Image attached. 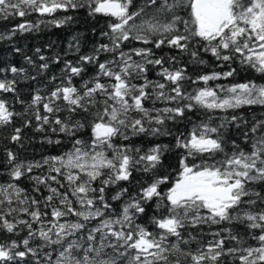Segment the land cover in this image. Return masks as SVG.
<instances>
[{"label": "snow or ice", "instance_id": "obj_1", "mask_svg": "<svg viewBox=\"0 0 264 264\" xmlns=\"http://www.w3.org/2000/svg\"><path fill=\"white\" fill-rule=\"evenodd\" d=\"M132 4L0 0V19L51 17L36 23L25 20L10 33H0V39L41 24L59 28L72 17L59 19L56 13L70 9L86 7L89 15L110 18L103 33L109 44L79 56L76 64L66 61L60 83L47 94L37 89L24 113L0 99V127L10 125L15 116H28L24 127H29L34 117L37 132L50 129L71 145L42 161H18L6 150L8 181L0 183V233L9 234V239L0 242V264H28L29 257L33 264H264V191L250 187L264 185V121H255L243 132L247 149L227 138L230 126L240 128L237 110L264 106V84H210L234 77L237 70L231 64L236 62L264 78V0H143L130 11ZM126 42L133 46L124 50ZM162 47L190 53L199 65L206 63L199 56L203 50L227 70L193 79L185 68L166 67L164 58L156 57L154 49ZM101 53L110 58L100 62ZM85 64L96 65V73L78 88L73 77L81 76ZM148 66L161 79H149ZM40 67L47 69L48 64ZM10 71L24 73L15 66ZM184 81L195 87L188 91ZM16 83L0 80V93H16ZM149 101L151 107L146 106ZM197 111L202 118L187 115ZM169 121L185 122L174 145L155 143L144 149L123 143L141 135L172 136ZM84 130L86 138L78 135ZM45 138L50 144L62 143ZM21 139V128H15L11 142ZM166 152L178 157L175 165L167 166L174 174L161 171ZM37 169L46 172L32 174ZM134 171L151 179L135 194L119 188L111 196L121 201L117 210L106 190L131 182ZM25 177L39 196L20 185ZM204 225L207 232L189 231ZM225 225L242 226L244 233ZM212 226L219 227L213 231ZM22 230H27L26 237L11 239ZM30 241L40 243L33 247Z\"/></svg>", "mask_w": 264, "mask_h": 264}, {"label": "trees", "instance_id": "obj_2", "mask_svg": "<svg viewBox=\"0 0 264 264\" xmlns=\"http://www.w3.org/2000/svg\"><path fill=\"white\" fill-rule=\"evenodd\" d=\"M142 5L143 0H133L130 11H136ZM65 16H71L72 19L59 28L52 25L41 24L39 29L23 33L16 32V34L12 35L10 39H0V80L14 79L17 81L16 93H0V99L7 100L11 110L17 113H24L26 105L31 102V97L37 89L41 90L42 94H47L55 84H59L62 78V69L64 68L66 61H71L76 64L79 56L91 55L93 50L100 44H109V38L104 36L103 33L108 31L110 18L99 14L89 15L86 7L76 10L70 9L67 13H56V18L63 19ZM42 19L47 20L51 19V17H39L36 14H32L25 18L14 17L7 20L0 19V33H10L12 28L25 20L36 23ZM134 45L137 47L141 46L135 44V42ZM132 46L133 45H129L127 42L123 45L124 50H127ZM77 47L79 49L78 51ZM37 48L40 49L39 53L36 51ZM154 51L157 58H164L166 61V67H183L186 69L187 75L191 76L193 79L199 74L227 70L226 68L221 69L220 67H217V64L220 62H217L210 53H206L203 50H200L199 56L206 61L204 65L194 63L190 53L180 52L174 48L162 47L161 49H154ZM41 55L45 57L44 61L40 60L39 57ZM170 57H175V62H171L169 60ZM56 58H59V63L55 62ZM109 58V53H101L99 56L100 62H104ZM29 59H31L32 63L28 62ZM44 63L48 64L47 69H42L40 67ZM13 66L18 69H24V73L22 75L19 73L15 75L12 74L10 68ZM83 67L85 71L81 76L73 77L74 86L78 88L81 86L83 80L91 79L96 73V65L94 64H85ZM231 67L236 68L237 70L234 77L229 78L228 80L210 82V84L213 86L215 84L226 85L234 82H246L248 80H252L258 84H264V78L254 70L244 69L238 62L232 63ZM148 69L149 79H161L157 76L156 69L152 66H148ZM32 77H35V79H32ZM52 77H56L57 79L53 81ZM141 82L142 81H137V83ZM183 84L188 91H191L192 88L195 87L194 85H191L190 81H184ZM17 97L19 100L24 101V104L19 103ZM146 106L151 107V102H147ZM156 106L163 107L164 105L157 103ZM231 114L232 113H227L224 115ZM235 114L242 118L239 121L240 128H237L235 125L230 126L227 130V138L229 141L236 140L238 144L247 149L248 145L244 144L242 134L245 130L250 129L255 121H264V106L256 105L244 107L237 110ZM60 115L63 116L64 114L61 113ZM187 115L193 120L202 118L199 111L187 113ZM27 119H29L28 116H15L10 125L0 127V183L8 181L7 169L9 165L7 164L6 150H11L16 155L18 161H42L44 157L59 155L71 147L67 138H61L60 136L53 134L50 129L46 132H37L35 130L36 121L34 117L31 119L32 126L24 127V121ZM167 127L172 130V136L153 137L141 135L132 137L130 141H123V143H131L134 146L144 149H147L155 143L174 145V137L177 134V130L183 131L185 129V122L180 121L173 123L169 121L167 122ZM15 128H21L22 139L18 142H11L10 136L14 134ZM78 135L86 138L88 136V130H84ZM45 137L62 139V143L59 145L50 144ZM116 142L121 143L122 141L117 139ZM177 158L178 157L174 152H166L164 158L165 167L161 169V171L166 173L172 172L174 174L175 169L168 168L167 166L169 164L175 165ZM44 172H46V169H37L34 170L32 174H44ZM150 179V175L134 171L131 182H121L120 185L106 190L109 202L118 210L121 201H112L111 196H113L119 188H127L128 194H135V192L139 190L140 185L146 184ZM19 183L29 194L34 196L40 195V193L32 192V182L26 177L22 178ZM250 187L255 191H264V185L254 184L250 185ZM41 190L44 195H47V192L44 191L42 186ZM124 199H127V194ZM149 212L151 213V209ZM144 222L147 223V218H144ZM225 226L233 227L230 225ZM149 227L151 226L149 225ZM218 227L219 226H212V230H217ZM237 228H239L241 235H243V227L235 226L233 227V231H236ZM201 229L205 232L209 230L208 226L204 225L198 229H189V231L198 233ZM185 235H187V232ZM26 236L27 230H22L19 232V236H11V239H17L19 241ZM205 238L210 239L211 237ZM8 239L9 234L0 233V242H8ZM249 242L251 243V241ZM30 243L33 247H36L40 241H30ZM45 251H51V248H46ZM225 259L227 260L228 258ZM28 264H33L31 257L28 259Z\"/></svg>", "mask_w": 264, "mask_h": 264}]
</instances>
